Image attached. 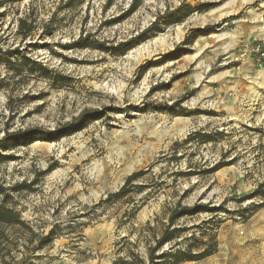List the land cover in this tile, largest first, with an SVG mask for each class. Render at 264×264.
<instances>
[{
  "label": "rangeland",
  "instance_id": "rangeland-1",
  "mask_svg": "<svg viewBox=\"0 0 264 264\" xmlns=\"http://www.w3.org/2000/svg\"><path fill=\"white\" fill-rule=\"evenodd\" d=\"M133 2L0 7V139L39 136L0 147L12 156L0 158V184L26 182L7 201L36 232L55 229L36 248L10 228L0 264H112L133 244L143 255L147 222L196 202L224 209L176 223L213 230L218 247L184 264H264V195L251 196L264 183V0ZM147 43L152 55L129 59ZM73 122L82 128L46 138ZM141 170L127 195L101 203Z\"/></svg>",
  "mask_w": 264,
  "mask_h": 264
},
{
  "label": "trees",
  "instance_id": "trees-1",
  "mask_svg": "<svg viewBox=\"0 0 264 264\" xmlns=\"http://www.w3.org/2000/svg\"><path fill=\"white\" fill-rule=\"evenodd\" d=\"M20 0H0V7L8 6ZM139 0H134L131 5V11L136 7V4ZM177 13V11H176ZM4 15V12H0V17ZM181 20V19H180ZM177 20V21H180ZM20 28L23 29L25 19H20ZM1 27V25H0ZM144 35V32L136 36L137 39H141ZM195 38V36H194ZM81 41H87L86 38H82ZM186 44V43H184ZM133 43L127 44L124 49L115 47L114 51H119V53H124L133 47ZM180 48V47H178ZM182 54V53H181ZM181 54L176 57H180ZM144 69H147L144 67ZM82 119L81 121H83ZM80 121V122H81ZM82 128V124H76L75 122L67 124L58 128L57 130L46 132V138L50 140H56L61 138L67 133L79 130ZM36 131L34 130H25L22 132L15 133H6L0 139V147H10L12 142L16 141L19 138L23 139L24 143H30L36 140L39 136H35ZM191 138V136H190ZM12 156L1 154L0 158L5 160L11 159ZM221 165H216L213 168V171L218 170ZM145 171L141 170L139 172H134L126 179L124 185L115 193L110 194L105 200H109L111 197H123L128 194L129 188L132 185L135 178L144 174ZM27 185L26 182L22 184H17L11 188L0 184V195L3 197L0 200V237L8 236L13 231L9 230L14 228V231L17 233H29L31 236L37 237L38 242H36V248H42L45 245H52L55 229L54 227L47 234H42L36 232L29 222L22 219L20 212L16 209L12 202H8V199H12V192L20 190L23 186ZM257 194L264 195V183H261L254 193L251 196ZM224 209L222 205L212 206L209 203H194L193 205H182L177 203L176 205L170 207L167 212V221L157 224L155 226L151 225V222H147L145 229L148 230V237L145 247V253L142 255L137 249L136 244H133V248L126 250L124 246H121L118 249L119 256L113 260L112 264H184L190 261L202 260L217 251L218 241L216 234L213 230H205L197 236L196 232H193L191 235H187V227L177 224L176 222L187 216H193L203 211L208 212H217L218 210ZM226 211V210H224ZM219 215V213H217ZM214 217V216H213ZM210 221H204V224H208ZM18 227L19 229H15ZM19 230V231H18ZM127 236L123 237V240H127ZM135 247V248H134ZM124 252V253H122Z\"/></svg>",
  "mask_w": 264,
  "mask_h": 264
},
{
  "label": "bare ground",
  "instance_id": "bare-ground-1",
  "mask_svg": "<svg viewBox=\"0 0 264 264\" xmlns=\"http://www.w3.org/2000/svg\"><path fill=\"white\" fill-rule=\"evenodd\" d=\"M153 41L155 44H157V42L158 43L160 42L162 43V46L165 47L164 45L166 44L167 38L165 36H161V37L155 38ZM152 49L153 48L150 46V43L143 44L137 47L135 50L130 52L129 59L135 62H137L138 60L140 61V59L145 58L146 56L152 55V52H153Z\"/></svg>",
  "mask_w": 264,
  "mask_h": 264
},
{
  "label": "crops",
  "instance_id": "crops-1",
  "mask_svg": "<svg viewBox=\"0 0 264 264\" xmlns=\"http://www.w3.org/2000/svg\"><path fill=\"white\" fill-rule=\"evenodd\" d=\"M262 8L264 7V5L262 4V5H260ZM264 12V11H263Z\"/></svg>",
  "mask_w": 264,
  "mask_h": 264
},
{
  "label": "built area",
  "instance_id": "built-area-1",
  "mask_svg": "<svg viewBox=\"0 0 264 264\" xmlns=\"http://www.w3.org/2000/svg\"><path fill=\"white\" fill-rule=\"evenodd\" d=\"M258 49V48H257ZM262 55H264V52H262Z\"/></svg>",
  "mask_w": 264,
  "mask_h": 264
}]
</instances>
